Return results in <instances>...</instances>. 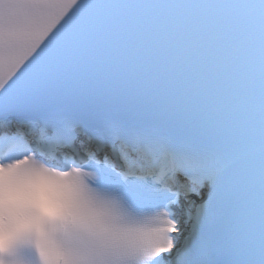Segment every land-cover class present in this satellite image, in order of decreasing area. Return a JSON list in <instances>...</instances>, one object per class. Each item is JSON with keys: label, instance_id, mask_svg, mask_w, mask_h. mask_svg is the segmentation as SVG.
<instances>
[{"label": "snow or ice", "instance_id": "6c2138e0", "mask_svg": "<svg viewBox=\"0 0 264 264\" xmlns=\"http://www.w3.org/2000/svg\"><path fill=\"white\" fill-rule=\"evenodd\" d=\"M0 264H264V0H0Z\"/></svg>", "mask_w": 264, "mask_h": 264}]
</instances>
